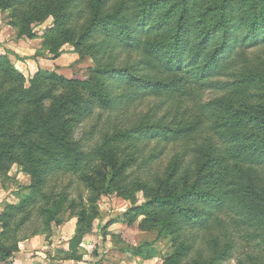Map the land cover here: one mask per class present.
Wrapping results in <instances>:
<instances>
[{"label": "trees", "instance_id": "trees-1", "mask_svg": "<svg viewBox=\"0 0 264 264\" xmlns=\"http://www.w3.org/2000/svg\"><path fill=\"white\" fill-rule=\"evenodd\" d=\"M0 11L22 39L53 20L40 55L56 60L71 45L94 64L86 79L39 69L27 80L0 55V176L18 165L31 179L30 195L0 215V264L29 239L19 234L34 214L35 235L50 236L65 208L78 220L58 254L82 260L112 191L147 195L126 218L170 239L162 264H264V0H0ZM150 98L129 120L127 107ZM168 147L165 172L144 177ZM64 177L88 197L71 199L73 181L58 191ZM148 246L130 251L156 258Z\"/></svg>", "mask_w": 264, "mask_h": 264}, {"label": "rangeland", "instance_id": "rangeland-1", "mask_svg": "<svg viewBox=\"0 0 264 264\" xmlns=\"http://www.w3.org/2000/svg\"><path fill=\"white\" fill-rule=\"evenodd\" d=\"M10 17V11H0V55H8L16 69L22 73L27 80H30L39 69L55 71L57 74L63 75L69 79H86L90 76L91 70L94 68L92 60L87 56L81 58L71 45L64 46L61 57L56 60H53L50 55L42 56L37 53V51L41 49L42 36L48 29L53 27L52 19L47 20L44 24L35 26L37 39L31 42L32 40L19 37L17 29L13 28L10 24ZM260 85L261 84H258L257 88H255L249 96L247 101L250 105L256 106L261 103L260 97L263 96V92L259 89ZM213 97H215V94L207 93L204 101H208ZM155 104L156 101L150 98L140 100L128 106L127 111H129V120L133 122L136 121ZM92 124V121L85 123L80 129L79 137L82 133L88 131ZM96 140L98 141V138H95V142ZM175 152L176 150L174 148L168 147L160 160L153 164L152 168L149 169V172L144 177L150 179V172L153 175H155V173L162 175ZM72 181L73 185L70 190L71 199L77 197L78 193H82L83 197L86 199L89 193L75 181L74 177L60 178L58 180V186L60 188H58V191L63 190L64 187ZM30 185V177L18 165H13L8 173L0 176V215L7 205L16 204L21 198L29 196L31 193L29 189ZM53 185L54 184L51 186ZM49 190L51 191L53 189L50 188ZM145 203H147V195L143 192L135 193L128 199L120 197L114 191L103 195L97 203L100 209L99 218L94 223L92 233L85 237L86 240L84 241V245L80 247L82 248V254L84 255V252L87 254L83 264H87L90 261L95 264H143L139 259H136L130 251L131 247L135 249L140 245L145 248L150 245V248L155 249L158 253L156 259L149 264H161V258L170 255L172 252L170 239L162 234L158 237V228L144 231L141 227L145 219L143 216L139 217L131 226L128 225L126 218L132 209L141 207L145 205ZM74 216L76 215L72 214L68 208H65L57 215L56 221H52L53 223L50 228L51 235L46 236L43 234L35 235L40 229L35 220L37 216L34 214L30 224L24 227L19 234V238H29L28 240L34 243H29L30 248L25 247L24 254L26 255V259H24L23 256H15L16 258L19 257V262L17 263L30 264V262L33 261L32 263L35 264H47L49 263L45 262L47 261L45 260L47 258V251L50 253L49 257L52 259L51 261L55 260L53 251H55L56 259L64 258L65 255L61 252L58 254V252L64 251V247L68 248L66 243L67 240L64 239H69L74 227L76 228L78 218ZM47 239L49 241H46ZM25 241L27 240L21 243ZM43 246H49V249L43 250ZM126 251L130 252L125 253ZM12 263L13 262H9V264ZM228 264H236V262L231 261Z\"/></svg>", "mask_w": 264, "mask_h": 264}, {"label": "crops", "instance_id": "crops-1", "mask_svg": "<svg viewBox=\"0 0 264 264\" xmlns=\"http://www.w3.org/2000/svg\"><path fill=\"white\" fill-rule=\"evenodd\" d=\"M34 41H36V40H32L31 42H34ZM75 230H76V228L74 227V229H73V232H72V235L69 237V239H64V240H67L66 241V243H67V245H68V242L74 237V235H75ZM86 240V238L83 240V243L81 244V246L82 245H84V241ZM29 243L31 244H33L34 242L33 241H29V240H27V241H25V242H23V243H21L20 244V246H19V254L17 253L16 255H19V256H23L24 257V259H26V255L24 254L25 252V247H27V248H30V245H29ZM80 246V247H81ZM49 249V246L47 247V246H43V250H46V249ZM47 249V250H48ZM68 249H69V246H68V248H66V247H64V251H68ZM80 251H82V248H80ZM82 253V252H81ZM47 255V258L45 259V260H47V261H45V262H49V263H47V264H56V263H70V264H83V262H84V259H85V257L87 256V254L84 252V255H83V258H82V260H80V261H73V260H62V259H56V257H55V251H53V257L55 258V260H53V261H51L52 259H50V257H49V254L50 253H48V251H47V253H46ZM15 255V256H16ZM18 258L19 257H14V259L13 260H11V262H13L12 264H18L17 262H19L18 261ZM53 258V259H54ZM136 259H139V261L141 262V263H143V264H149L151 261H153L154 259H156V258H154V259H151V260H144V259H142L141 257H135ZM23 259V258H22ZM23 259V260H24ZM28 259H30V258H28ZM27 259V260H28ZM35 260V259H34ZM33 261H31L30 262V264H35V263H32ZM21 264V263H20ZM37 264V263H36ZM46 264V263H45ZM87 264H95V263H92L91 261L89 262V263H87ZM161 264H162V262H161Z\"/></svg>", "mask_w": 264, "mask_h": 264}]
</instances>
